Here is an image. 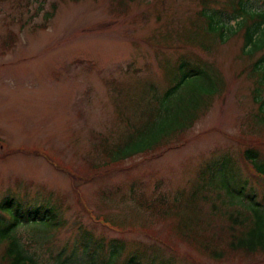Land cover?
<instances>
[{
	"label": "rangeland",
	"instance_id": "1",
	"mask_svg": "<svg viewBox=\"0 0 264 264\" xmlns=\"http://www.w3.org/2000/svg\"><path fill=\"white\" fill-rule=\"evenodd\" d=\"M254 2L264 8V0ZM52 3L55 13L46 18ZM201 8L200 0L0 3V203L14 201L0 218L17 215L14 234L38 263H71L85 243L117 240L125 251L152 246L175 264H264V254L216 261L174 231L211 161L228 157L245 190L264 197V183L239 157L247 142L264 156V133L248 132L254 86L242 34L223 43L205 38ZM194 68L199 79L167 98ZM205 71L220 73L223 91L192 127L175 133L178 118L207 89ZM136 130L161 142L157 151L111 163L103 146L114 150ZM158 195L178 210L157 218L140 196ZM201 207L204 213L209 205Z\"/></svg>",
	"mask_w": 264,
	"mask_h": 264
},
{
	"label": "trees",
	"instance_id": "2",
	"mask_svg": "<svg viewBox=\"0 0 264 264\" xmlns=\"http://www.w3.org/2000/svg\"><path fill=\"white\" fill-rule=\"evenodd\" d=\"M2 1L0 0V3ZM200 2L202 8L198 16L203 19L202 33L205 38L217 39L223 43L238 33L242 34V53L250 60L247 76L254 86L250 92L255 103L253 129L248 132L259 129L264 133V8L258 9L254 0H228V6L217 9L209 6L215 0ZM56 7L55 3L51 4V12L46 14V18L54 15ZM41 27L44 28L42 25ZM9 39L10 44H14L16 36L11 34ZM211 72L215 71L211 68ZM200 74L198 68L183 72L181 78L169 87L165 96L168 98L180 93L187 84L197 81ZM204 75L207 89L198 99L192 101L191 108L180 118L175 116L178 118L175 133L181 134L192 127L208 110L214 97L223 91L224 81L220 73L213 78L208 75V71H205ZM152 119L151 112L148 114L147 123H153ZM137 136L141 140H135ZM144 136L143 130H136L128 141L115 145L114 150L103 146V155L111 163H116L139 154L157 151L161 142L145 141L142 139ZM262 141L259 146H264ZM245 145L246 148L239 152L240 162L242 164L243 161L246 169L248 168L251 178L255 177L263 184L264 156L259 147H255L257 143L252 146L247 142ZM245 183L228 157L207 163L201 172L199 183L192 187L189 198L181 205L189 216H181L180 220L175 222L174 231L179 239L187 241L216 261L264 254V197L258 201L253 191L245 190ZM141 198L144 199L147 210L153 211V215L159 219L166 217L171 211L178 210L175 204L160 195L150 201L144 196ZM202 203L209 205L204 213ZM12 205L13 200H3L0 209L5 211ZM50 214L53 216V213ZM169 217L173 216L170 214ZM18 224L17 215L8 221L0 218V264H42L26 253L20 238L14 234ZM99 244L90 246L85 243L80 249V254L72 252L71 263L65 261L55 264H118L119 259L122 260L119 264H175L161 253H157L152 246H144L143 250L137 247L125 251L123 243L118 244L117 240L107 247Z\"/></svg>",
	"mask_w": 264,
	"mask_h": 264
}]
</instances>
